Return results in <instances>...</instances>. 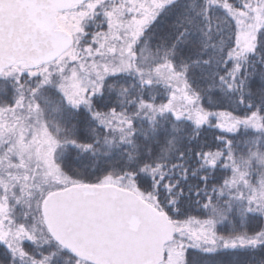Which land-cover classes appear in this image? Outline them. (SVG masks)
Here are the masks:
<instances>
[{
  "label": "snow or ice",
  "instance_id": "1",
  "mask_svg": "<svg viewBox=\"0 0 264 264\" xmlns=\"http://www.w3.org/2000/svg\"><path fill=\"white\" fill-rule=\"evenodd\" d=\"M0 264H264V0H0Z\"/></svg>",
  "mask_w": 264,
  "mask_h": 264
},
{
  "label": "water",
  "instance_id": "2",
  "mask_svg": "<svg viewBox=\"0 0 264 264\" xmlns=\"http://www.w3.org/2000/svg\"><path fill=\"white\" fill-rule=\"evenodd\" d=\"M157 239L158 235H148L134 241L133 243L142 251L148 252L152 249Z\"/></svg>",
  "mask_w": 264,
  "mask_h": 264
}]
</instances>
